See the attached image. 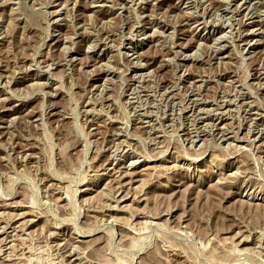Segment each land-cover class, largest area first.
I'll return each mask as SVG.
<instances>
[{
	"label": "rangeland",
	"instance_id": "374dc122",
	"mask_svg": "<svg viewBox=\"0 0 264 264\" xmlns=\"http://www.w3.org/2000/svg\"><path fill=\"white\" fill-rule=\"evenodd\" d=\"M0 264H264V0H0Z\"/></svg>",
	"mask_w": 264,
	"mask_h": 264
},
{
	"label": "bare ground",
	"instance_id": "6f19581e",
	"mask_svg": "<svg viewBox=\"0 0 264 264\" xmlns=\"http://www.w3.org/2000/svg\"><path fill=\"white\" fill-rule=\"evenodd\" d=\"M239 7V6H238ZM11 8V7H10ZM252 10V9H251ZM56 15V14H55ZM157 34V33H156ZM164 38V37H163ZM246 46V45H245ZM201 48V47H200ZM195 57V56H194ZM32 65V64H31ZM143 81V80H142ZM193 84V83H192ZM10 93V92H9ZM196 105V104H195ZM212 111V110H211ZM225 112V111H224ZM197 121V120H196ZM220 121V120H219ZM219 123V122H218ZM251 126V125H250ZM221 128H223V127H221ZM157 130V129H156ZM157 137V136H156ZM201 137V136H200ZM86 140H87V138H86ZM242 140V139H241ZM199 149V148H198ZM194 152V151H193ZM218 171H220V170H218ZM126 175V174H125ZM60 189V188H59ZM253 198V197H252ZM113 223V222H112ZM262 241V240H261ZM155 250V249H154ZM172 251V250H171ZM157 253V252H156ZM165 253V252H164ZM166 255V254H165Z\"/></svg>",
	"mask_w": 264,
	"mask_h": 264
}]
</instances>
